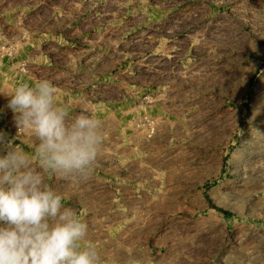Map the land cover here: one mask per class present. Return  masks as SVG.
<instances>
[{
    "label": "rangeland",
    "instance_id": "obj_1",
    "mask_svg": "<svg viewBox=\"0 0 264 264\" xmlns=\"http://www.w3.org/2000/svg\"><path fill=\"white\" fill-rule=\"evenodd\" d=\"M41 79L103 125L88 180L46 177L101 264H264V0H0V132L29 154L5 95Z\"/></svg>",
    "mask_w": 264,
    "mask_h": 264
},
{
    "label": "clouds",
    "instance_id": "obj_2",
    "mask_svg": "<svg viewBox=\"0 0 264 264\" xmlns=\"http://www.w3.org/2000/svg\"><path fill=\"white\" fill-rule=\"evenodd\" d=\"M48 79L22 83L10 94L18 134L38 141L29 154L0 132V264H101L88 243L89 226L46 182L90 178L104 142L102 122L71 115ZM258 132L261 130L258 129Z\"/></svg>",
    "mask_w": 264,
    "mask_h": 264
}]
</instances>
